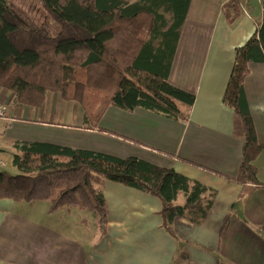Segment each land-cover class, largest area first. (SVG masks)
I'll use <instances>...</instances> for the list:
<instances>
[{
    "label": "crops",
    "instance_id": "obj_1",
    "mask_svg": "<svg viewBox=\"0 0 264 264\" xmlns=\"http://www.w3.org/2000/svg\"><path fill=\"white\" fill-rule=\"evenodd\" d=\"M226 1L191 0L181 26L168 80L194 95L190 106L181 107L188 115L184 122L108 105L99 131L86 128L79 103L58 92L47 93L41 106L25 107L0 87V154L10 165L17 140L137 157L211 188L206 219L174 218L175 239L162 226L157 196L115 181L101 187L107 208L102 230L93 217L96 230H90V220L75 217L76 209L48 213L47 201L0 198V264H264V186L242 197V184L229 180L237 173L243 139L233 109L223 102L235 49L255 31L263 0H241L246 12L232 24L223 12ZM244 91L264 144V63L249 64ZM253 164L264 185V148Z\"/></svg>",
    "mask_w": 264,
    "mask_h": 264
},
{
    "label": "trees",
    "instance_id": "obj_2",
    "mask_svg": "<svg viewBox=\"0 0 264 264\" xmlns=\"http://www.w3.org/2000/svg\"><path fill=\"white\" fill-rule=\"evenodd\" d=\"M49 14L48 27L25 24L8 0H0V87L16 105L41 106L50 91L74 100L86 128L98 129L108 105L131 111L141 107L184 122L194 95L172 85L168 76L181 26L191 0H39ZM239 0H227L223 12L232 24L243 14ZM255 31L235 49L223 95L234 112L243 139L236 175L242 197L258 186L253 164L264 144L258 141L244 78L250 63H264V0ZM11 152L16 174L0 171V198L32 204L47 201V212L76 209L92 215L104 229L107 208L101 187L115 181L157 196L162 226L175 239L173 220L203 222L214 191L170 168L137 157L45 142L17 140ZM80 220L85 219L81 214ZM227 225V224H226ZM225 224L222 225L223 229ZM104 232V231H103Z\"/></svg>",
    "mask_w": 264,
    "mask_h": 264
},
{
    "label": "rangeland",
    "instance_id": "obj_3",
    "mask_svg": "<svg viewBox=\"0 0 264 264\" xmlns=\"http://www.w3.org/2000/svg\"><path fill=\"white\" fill-rule=\"evenodd\" d=\"M12 6L15 15L25 24L48 27L51 24L49 14L41 6L39 0H8ZM52 93V91L48 92ZM4 159V163L0 164V171H8L11 174H16L17 170L7 162V156L0 154ZM64 209L59 210V213H64ZM82 217H87L90 220V230H94L92 215L85 212H80ZM65 216V214L63 215ZM80 216L76 214L75 217ZM95 224V221H94ZM96 230V229H95ZM92 237V235H90Z\"/></svg>",
    "mask_w": 264,
    "mask_h": 264
},
{
    "label": "built area",
    "instance_id": "obj_4",
    "mask_svg": "<svg viewBox=\"0 0 264 264\" xmlns=\"http://www.w3.org/2000/svg\"><path fill=\"white\" fill-rule=\"evenodd\" d=\"M239 4H240L241 9L243 10V13L246 12L243 9V6H242L243 3L241 2V0H240V3ZM4 114H5V111L0 106V117L4 116ZM3 163H4V159L2 157H0V164H3Z\"/></svg>",
    "mask_w": 264,
    "mask_h": 264
}]
</instances>
